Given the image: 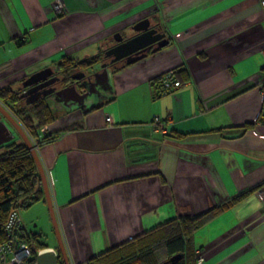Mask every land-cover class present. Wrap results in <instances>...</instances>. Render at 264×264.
I'll use <instances>...</instances> for the list:
<instances>
[{"label": "crops", "instance_id": "obj_1", "mask_svg": "<svg viewBox=\"0 0 264 264\" xmlns=\"http://www.w3.org/2000/svg\"><path fill=\"white\" fill-rule=\"evenodd\" d=\"M53 1L0 0V89L22 90L64 58L104 56L145 20L169 41L108 68L81 105L74 94L43 100L52 121L41 130L55 139L36 152L70 264L249 190L193 246L199 264H264L261 0H60L63 14ZM169 71L181 86L160 94Z\"/></svg>", "mask_w": 264, "mask_h": 264}, {"label": "trees", "instance_id": "obj_2", "mask_svg": "<svg viewBox=\"0 0 264 264\" xmlns=\"http://www.w3.org/2000/svg\"><path fill=\"white\" fill-rule=\"evenodd\" d=\"M102 55L100 52L81 61L64 58L57 64V71L67 82L70 80V75L77 70L92 68L102 63L104 61ZM121 64L113 65L118 69ZM169 72L177 78L179 75L182 76L179 72ZM19 94L18 90L11 88L0 89V104L21 126L32 144H37L39 147L53 141L55 137L41 132V129L52 121L49 107L44 102L27 106L22 102ZM3 147L6 151L0 155V244L6 240L4 227L12 210L19 212L21 208L26 209L34 203H46L42 187L35 190L40 178L39 172L23 140L17 136L9 143L0 146ZM249 191L199 215L168 220L99 253L91 258L88 264H197L198 254L193 246L195 232L221 211L243 200ZM40 237H42L40 234H32L36 250L49 248L39 240ZM177 255L179 257L172 260ZM35 263L36 259L33 258V264Z\"/></svg>", "mask_w": 264, "mask_h": 264}, {"label": "water", "instance_id": "obj_3", "mask_svg": "<svg viewBox=\"0 0 264 264\" xmlns=\"http://www.w3.org/2000/svg\"><path fill=\"white\" fill-rule=\"evenodd\" d=\"M136 31L138 32L137 35L131 36L130 38L123 39L120 37L117 39V44L115 46L111 47L104 53V57H109L111 63H115L118 61H123L125 64L133 63L137 60H140L146 56L147 51L150 49L152 52H155L156 50L165 47L169 41L165 38V34L159 32L155 28H151L150 22L145 20L144 22H140L139 25L135 26ZM101 69L103 71L101 74H94L93 77L95 80L97 79V76L101 75L104 77L103 84L108 83V76H109V69L106 68V64H101ZM51 69H45L40 72L35 73L33 76H31L30 80L33 78L36 85L34 87H31L29 90L25 91L20 95V98H25L27 95H29L31 92H36L41 88L47 87L49 85L55 84L57 81H59L58 77H51L50 79L46 80L48 77L52 75ZM82 76H84V73L81 74V76H73L72 79L79 80ZM30 80L25 82L23 85L24 87L32 85L30 83ZM43 81V82H41ZM40 82V83H39ZM38 83V84H37ZM96 81L90 82V84H95ZM83 85L85 86V89H87V83L83 82ZM71 90L72 93L77 97L78 104L81 105V103L88 98L90 95H88V92L86 94H81L78 92L75 88V86H66L63 89L59 91H55L54 88L50 89L47 93H44L42 95L47 96L51 93H55V99H57V96L59 94L65 93L66 91ZM93 93V92H92ZM40 96V95H39ZM39 96L33 97L30 100H26L25 104L30 105L37 100H39ZM13 131L15 133H13ZM0 134L4 136L5 134L10 135L9 137H0V145L13 140L15 137L19 136L23 142L28 147L32 158L36 164V167L39 172V180L35 186V190H39L42 187V190L45 194V200L48 207V212L50 215V219L52 221L53 229L55 231V236L57 238V250L56 253L53 251H50L49 248H46L45 251L41 254H38L36 256V264H58V259L61 258L64 264H70L69 258L67 256L66 250L64 248L61 235L58 228V223L55 215V210L53 208V203L51 200V196L49 193V187L47 183V179L43 170V167L41 165V162L39 160L38 154L35 150V147L32 145L31 141L29 140L28 136L24 132V130L21 128V126L17 123V121L13 118V116L0 104ZM179 255L174 256L172 260L175 258H178Z\"/></svg>", "mask_w": 264, "mask_h": 264}, {"label": "built area", "instance_id": "obj_4", "mask_svg": "<svg viewBox=\"0 0 264 264\" xmlns=\"http://www.w3.org/2000/svg\"><path fill=\"white\" fill-rule=\"evenodd\" d=\"M260 3L264 9V0H261ZM52 8L58 14L64 13L60 0H54ZM262 55L264 56V51L262 52ZM156 83L159 87L158 93L160 94L168 93L181 86V82L175 78V75L172 72L160 76L156 80ZM108 120L109 118H107V121ZM155 122L161 125L159 119ZM159 130L164 131L165 129L160 127ZM41 132L43 134L45 133L44 130H41ZM33 146L35 149L38 148L37 144H33ZM4 231L6 240L0 244V264H33V258L36 259L38 254L45 251V249L36 250L35 243L32 240L33 233H30L27 230L22 217L17 210H12L10 212ZM49 250L56 253L55 249L49 248ZM200 262L201 257L198 254L196 263L199 264Z\"/></svg>", "mask_w": 264, "mask_h": 264}, {"label": "flooded vegetation", "instance_id": "obj_5", "mask_svg": "<svg viewBox=\"0 0 264 264\" xmlns=\"http://www.w3.org/2000/svg\"><path fill=\"white\" fill-rule=\"evenodd\" d=\"M147 52H150V49ZM103 60L104 61L102 63H100V66H101V64L105 63L106 64V68H110V67L115 68L116 66L113 65V64H116V63H122L121 65H124L125 64L124 63V60L123 61H118V62H115V63H111L110 62V59H108L107 57L105 58L104 56H103ZM88 69L89 68L84 69V70H81V71L80 70H77L76 72H74L73 74L70 75V80L67 81V82H65L63 80V77L58 72H55L54 71L53 74L50 77H48L46 80H48L51 77H54L55 76V77H58L59 78V81H57L55 84H52V85H49L47 87L41 88V89H39L38 91H36L34 93L31 92L25 98H20V99L22 100V102H26V100H30L31 98L37 97V96L40 95L39 96L40 97L39 100H37L36 102H34L32 104H35L37 102H44L43 101L44 99L55 100V93L54 94L51 93V94H49L47 96H44L42 94L47 93L52 88H54L55 91H59V90L63 89L66 86H75L76 90H78V92H80L81 94H86V92H88V95L92 94V92L95 93V91H97L103 85L104 77L101 76V75H99V76H97V79L95 80V78L93 77V75L94 74H97V73H91V72L88 71ZM102 71H103V69H100V71L98 72V74H101ZM82 73H84V76H82L79 80L72 79L73 76H81ZM30 78H31V76L28 78V80H30ZM95 81H96L95 84H93V85L90 84V82H93L94 83ZM41 82H43V81H41ZM83 82H86L87 83V89H88V91L85 89V86L83 85ZM30 83H32V85L27 86V87H25L22 90H18L20 92L19 97H20V95L22 93H24L25 91L29 90L31 87H34V85H36V83L34 82L33 78L30 80ZM71 95H73L72 91L71 90H68L65 93L59 94L57 96V99L58 100H65L66 96H67V98H70ZM32 104H30V105H32ZM9 136L10 135H8V134H5L4 136H2L0 134V137H4V138L9 137ZM58 260H59L58 261V264H60V263L61 264H64L61 258H59Z\"/></svg>", "mask_w": 264, "mask_h": 264}, {"label": "rangeland", "instance_id": "obj_6", "mask_svg": "<svg viewBox=\"0 0 264 264\" xmlns=\"http://www.w3.org/2000/svg\"><path fill=\"white\" fill-rule=\"evenodd\" d=\"M54 105V103H53ZM55 109V106H53ZM55 111V110H53ZM58 111V109H57ZM60 112V111H59ZM33 145V144H32ZM37 149V148H36ZM35 149V150H36ZM6 151V148H0V155ZM19 213L23 218L24 224L30 233L40 234L39 240L57 249V238L53 229L52 221L48 212V207L43 203H37L26 209H20ZM46 249V248H42Z\"/></svg>", "mask_w": 264, "mask_h": 264}]
</instances>
